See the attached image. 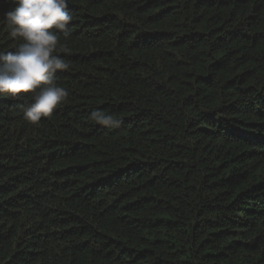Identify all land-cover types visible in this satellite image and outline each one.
Segmentation results:
<instances>
[{
    "label": "trees",
    "instance_id": "obj_1",
    "mask_svg": "<svg viewBox=\"0 0 264 264\" xmlns=\"http://www.w3.org/2000/svg\"><path fill=\"white\" fill-rule=\"evenodd\" d=\"M68 6L66 101L0 97V264H264V0Z\"/></svg>",
    "mask_w": 264,
    "mask_h": 264
},
{
    "label": "clouds",
    "instance_id": "obj_2",
    "mask_svg": "<svg viewBox=\"0 0 264 264\" xmlns=\"http://www.w3.org/2000/svg\"><path fill=\"white\" fill-rule=\"evenodd\" d=\"M13 7L2 14L8 35L20 42L12 51L0 50V97L21 99L31 94L22 105L23 118L37 124L50 117L69 92L57 83L58 71L70 68L57 53L67 52L60 46V36L68 37L73 16L69 0H11ZM90 119L106 128H118L122 121L96 109Z\"/></svg>",
    "mask_w": 264,
    "mask_h": 264
}]
</instances>
